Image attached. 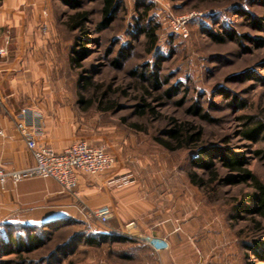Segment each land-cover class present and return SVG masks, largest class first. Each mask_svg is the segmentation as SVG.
<instances>
[{"label": "rangeland", "instance_id": "374dc122", "mask_svg": "<svg viewBox=\"0 0 264 264\" xmlns=\"http://www.w3.org/2000/svg\"><path fill=\"white\" fill-rule=\"evenodd\" d=\"M117 3L116 19L107 27L102 0L43 3L46 23H38L36 30L48 36L40 50L46 47L50 54V115L61 113L77 139L107 146L117 161L116 188L131 189L126 198L161 208L162 231L171 230L190 244L179 250L168 236L139 233L131 238L149 248L147 239L165 240L162 264H174L173 258L185 264L186 257L193 264H264V217L252 199V184L241 183L240 173L218 162L222 156H237L264 183V132L254 141L245 136L264 125V0ZM138 5L152 7L149 18L160 26L153 53L147 52L146 22L139 19ZM78 13L88 21L74 30L69 22ZM183 16H191L186 37L171 28V21ZM152 74L158 85L149 80ZM87 78L91 86L86 90ZM79 96L93 104L79 105ZM143 102L153 114L140 116ZM107 104L113 110H106ZM176 123L202 131L201 142L177 151L161 147L156 138L169 140ZM195 146L216 152L218 179L205 189L189 179L190 173L212 178L195 165ZM89 212L84 221L70 220V226L46 223L50 227L36 230V244L10 247L18 253H0V264H128L113 253L118 245L111 240L90 245L79 238L110 224Z\"/></svg>", "mask_w": 264, "mask_h": 264}, {"label": "crops", "instance_id": "0c3cea01", "mask_svg": "<svg viewBox=\"0 0 264 264\" xmlns=\"http://www.w3.org/2000/svg\"><path fill=\"white\" fill-rule=\"evenodd\" d=\"M44 2L47 0H0V44L7 48V55L0 57V167L5 170L34 166L25 138L15 124L17 114L24 108L39 112L43 118L44 135L38 140L40 144L62 152L79 140L64 124L61 113L52 116L48 110L53 103L48 81L50 54L46 47L41 46L40 50V42L48 41V36H41L36 30L38 23L45 22L48 15L43 11ZM39 87L45 92L39 93ZM108 151L112 154L110 149ZM114 169L99 176L80 174L74 193L65 191L53 178L9 181L6 190L0 189V224L84 221L88 211L109 206L112 210L110 224L101 225L100 232L128 239L139 233L159 238L168 236L173 246L188 250L190 244L183 236L174 235L171 230L162 231L161 208L144 204L135 196L126 198L125 193H130L131 189L116 188L114 171L118 168ZM114 244L118 247L113 253L128 264H162L165 259L162 252L155 254L136 241L116 240ZM175 261L173 258L174 264ZM182 262L193 264L189 263V257Z\"/></svg>", "mask_w": 264, "mask_h": 264}, {"label": "trees", "instance_id": "16d2710c", "mask_svg": "<svg viewBox=\"0 0 264 264\" xmlns=\"http://www.w3.org/2000/svg\"><path fill=\"white\" fill-rule=\"evenodd\" d=\"M66 1L67 0H63ZM103 1V15H104V22L105 26L109 25L116 19L117 14V7L118 3L117 0H102ZM139 10V19L141 18L142 21L146 22L142 30V34L147 37V52L153 53L159 39V30L160 26L155 20L149 18V14L152 10V7L149 5H138ZM88 21V18L85 14H75L70 18V27L74 30H79L85 25ZM229 35L230 38H233L234 35L232 33H226ZM217 41H224V38L217 36ZM77 62V60H75ZM158 77L156 74H152L149 78L150 81L156 82ZM91 86L90 79H86V85L84 89H88ZM104 95V94H103ZM102 98V97H101ZM79 105H87V107L91 106L93 102L85 100L82 96H79ZM108 106L105 108L106 110H113L112 104H107ZM154 113V109L150 108L149 105L146 103H142L140 106L139 114L140 116L144 117ZM134 129H139L138 125H132ZM264 132V125L259 123L255 127L250 128L245 133V136L248 140L254 141L257 137H259ZM169 140H162V138H156V142L165 149L170 151H177L180 149L191 148L193 145L199 144L203 139V132L198 131L194 132L193 128H187L186 125L175 124L174 129L171 130L167 134ZM193 148H197L196 154L197 156L194 159L195 165L203 172H208L212 175L210 181H206L203 177L200 176L198 173H190L189 179L195 186L205 189L209 186V184L215 183L218 179V172L216 169V163L214 161L216 152L211 150L210 148H206L204 146H195ZM218 162L225 168L230 171L238 172L241 174V183L251 182L252 187L254 189V196L252 197L253 200L258 201L259 205V214L264 217V183L254 175L250 170L245 167V164L242 159L237 156L227 158L222 156L218 160ZM50 224H34V225H27L20 222H4L0 225V253L3 255H14L18 253V251L10 250V247H24L25 244L34 245L38 242L39 237L36 230L41 229V227H50ZM71 221H66L65 226H70ZM10 229H14L12 232ZM16 230V231H15ZM109 233V232H108ZM106 232H91L88 233L85 239L83 238V233H80L79 238H82L84 242H87L90 245L101 244L104 241L111 240V243L115 242L116 240L122 242H133L136 241L135 239H128V238H118L111 233ZM81 236V237H80ZM137 242V241H136Z\"/></svg>", "mask_w": 264, "mask_h": 264}, {"label": "built area", "instance_id": "2783aa9c", "mask_svg": "<svg viewBox=\"0 0 264 264\" xmlns=\"http://www.w3.org/2000/svg\"><path fill=\"white\" fill-rule=\"evenodd\" d=\"M191 16H183L171 21L173 33L187 36L186 25ZM7 50L0 47V57H5ZM39 112L24 108L15 118L18 131L25 138L27 148L32 154L34 166L20 170H5L0 167V189L6 190L9 181L18 183L30 179H55L63 189L74 193L79 184V175L99 176L116 167V158L107 146H94L85 140H77L71 146L57 152L53 147L40 144L44 135L43 120ZM1 211V206H0ZM90 217L106 224L112 218L109 206L90 211ZM155 252H161L168 244L165 240L151 237L146 240Z\"/></svg>", "mask_w": 264, "mask_h": 264}]
</instances>
